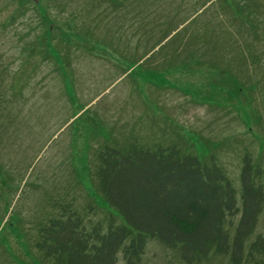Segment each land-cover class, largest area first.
Returning a JSON list of instances; mask_svg holds the SVG:
<instances>
[{"label": "rangeland", "instance_id": "1", "mask_svg": "<svg viewBox=\"0 0 264 264\" xmlns=\"http://www.w3.org/2000/svg\"><path fill=\"white\" fill-rule=\"evenodd\" d=\"M54 1L39 0L50 13L41 20L34 0H0V264H51L35 247L38 229L66 192L87 227L104 222L88 167L105 147L194 154L223 170L238 207L248 158L264 192V0H217L236 2L228 17H252L222 36L200 28L222 8L212 2L196 37L177 34L196 6L168 7L184 0ZM136 23L147 36L133 37ZM238 218L226 223L231 236ZM254 231L264 237V202ZM252 259L243 264H264ZM142 264L185 263L154 239ZM194 264L231 263L211 253Z\"/></svg>", "mask_w": 264, "mask_h": 264}, {"label": "trees", "instance_id": "2", "mask_svg": "<svg viewBox=\"0 0 264 264\" xmlns=\"http://www.w3.org/2000/svg\"><path fill=\"white\" fill-rule=\"evenodd\" d=\"M184 1L168 6L180 5L183 9L196 6V12L181 23L178 29H182L177 34L183 32L196 37L201 28L219 36L225 32L237 35L245 26L251 25L252 17L247 14L249 22L226 16L230 13L225 9L235 7L236 2L210 0L197 6L200 0ZM212 2L222 8L208 15L213 18L206 20L207 16H204L203 21H199L200 26L204 25L197 28L199 25L194 24L195 21L215 6ZM33 3L35 10L41 8L44 11V16L38 11L36 16L42 15L41 20L50 17L48 8L40 7L39 0ZM57 3L55 0L56 9L60 8ZM238 3L237 7L247 5L245 0ZM139 28L136 23L133 28L135 39L147 36L139 33ZM3 108L0 99V113ZM98 153L94 165L88 169L97 193L94 204L102 209L105 206V220L89 222L87 227L74 206V199L68 200L66 192L65 202L57 204L53 216L38 229L35 247L41 252L43 263L142 264L146 245L154 239L170 249H178L185 264L200 262L211 253L229 256L231 264H243L246 259L253 261L255 255L264 260V237L258 235L251 239L261 213L264 192L263 186L253 181L255 172L248 158L240 171L238 207L236 189L220 167L209 166L198 156L176 147L153 150L139 146L128 150L105 147ZM89 211L93 212L91 205ZM237 215L239 218L231 236L225 226L227 223L232 227L231 218ZM231 238L233 242L230 243ZM245 247H248L247 254Z\"/></svg>", "mask_w": 264, "mask_h": 264}]
</instances>
